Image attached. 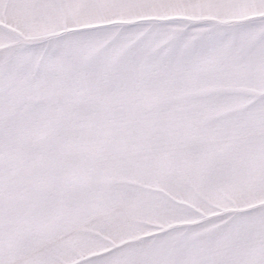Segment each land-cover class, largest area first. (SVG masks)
Segmentation results:
<instances>
[{"label": "snow or ice", "instance_id": "obj_1", "mask_svg": "<svg viewBox=\"0 0 264 264\" xmlns=\"http://www.w3.org/2000/svg\"><path fill=\"white\" fill-rule=\"evenodd\" d=\"M0 264H264V0H0Z\"/></svg>", "mask_w": 264, "mask_h": 264}]
</instances>
